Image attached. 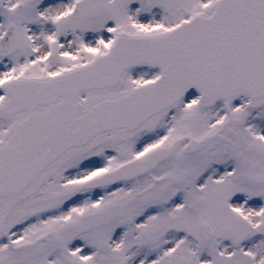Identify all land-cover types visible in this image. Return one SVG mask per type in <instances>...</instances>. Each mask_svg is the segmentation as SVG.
<instances>
[{"label": "snow or ice", "instance_id": "1", "mask_svg": "<svg viewBox=\"0 0 264 264\" xmlns=\"http://www.w3.org/2000/svg\"><path fill=\"white\" fill-rule=\"evenodd\" d=\"M0 264H264V0H0Z\"/></svg>", "mask_w": 264, "mask_h": 264}]
</instances>
